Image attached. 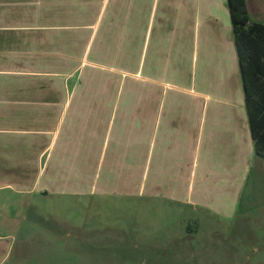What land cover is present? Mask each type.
<instances>
[{
	"label": "crops",
	"instance_id": "crops-1",
	"mask_svg": "<svg viewBox=\"0 0 264 264\" xmlns=\"http://www.w3.org/2000/svg\"><path fill=\"white\" fill-rule=\"evenodd\" d=\"M142 1L0 0V264L19 235L35 239L21 231L41 223L37 199L78 192L84 177L97 181L92 191L142 192L129 182L144 175L142 162L156 147L175 157L157 192H174L175 203L192 211L233 218L252 170L264 171L228 0H174L175 14L163 24L171 35L158 36L149 65ZM251 19L263 22L256 13ZM142 24L143 43L134 34ZM119 64L131 66L129 82L145 86L113 88Z\"/></svg>",
	"mask_w": 264,
	"mask_h": 264
},
{
	"label": "rangeland",
	"instance_id": "rangeland-1",
	"mask_svg": "<svg viewBox=\"0 0 264 264\" xmlns=\"http://www.w3.org/2000/svg\"><path fill=\"white\" fill-rule=\"evenodd\" d=\"M142 4L152 32L146 61L149 65L158 36L171 35L163 24L167 16L175 14V2L143 0ZM250 7L251 15L259 14L264 22V0H250ZM82 17L84 22L92 20L89 14ZM63 23L69 28L73 19L67 17ZM144 29L142 24L134 33L142 37V43ZM84 35L85 39L89 37V33ZM115 67L113 88L135 91L145 86L140 80L129 82L124 71L131 66ZM88 70L85 68L82 78L92 87ZM161 73L175 81L174 72L163 69ZM159 152L156 147L154 154L142 162L146 164L144 175L129 182L132 189L141 184L140 193L92 191L97 181L84 177L80 178L78 192L51 194L40 202L37 199L40 212L35 219L41 223L30 228L23 226L20 233L35 239L24 241L19 235L7 264H264V171L255 166L236 215L224 218L178 206L174 192H157L162 181L171 179L172 175L167 174L175 160L174 154L159 156ZM158 164H164L165 169L160 170ZM109 184L104 181L105 187ZM24 246L28 253L20 256L19 249Z\"/></svg>",
	"mask_w": 264,
	"mask_h": 264
},
{
	"label": "trees",
	"instance_id": "trees-1",
	"mask_svg": "<svg viewBox=\"0 0 264 264\" xmlns=\"http://www.w3.org/2000/svg\"><path fill=\"white\" fill-rule=\"evenodd\" d=\"M255 151L264 157V22L252 20L247 0H228Z\"/></svg>",
	"mask_w": 264,
	"mask_h": 264
}]
</instances>
